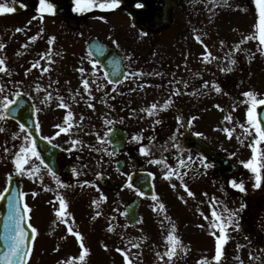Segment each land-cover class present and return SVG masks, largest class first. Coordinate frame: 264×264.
Wrapping results in <instances>:
<instances>
[{
    "label": "rangeland",
    "instance_id": "374dc122",
    "mask_svg": "<svg viewBox=\"0 0 264 264\" xmlns=\"http://www.w3.org/2000/svg\"><path fill=\"white\" fill-rule=\"evenodd\" d=\"M53 1L63 2L66 0ZM0 2L8 3L9 6L13 4L12 0H0ZM72 13L66 19L71 28L78 27V30H73L72 36L56 25L52 26L51 31L56 39L52 44L53 53L56 51L58 54V52L64 51L63 58H67V62L62 64V61H59L58 65L55 61L52 62L54 70L58 71V68L68 70L65 75L61 74V77L66 76L69 79L71 87L74 89L73 92L83 86L81 83L83 79L89 80L91 97L86 92L83 101L77 98L76 104L68 105L69 107L63 111L65 114L68 111L73 113V117L69 121L73 125L72 129L84 125V131L70 130V135L83 143L85 148L89 145L105 143L106 132L101 131L102 125L108 127L118 122L121 123L125 119L131 120L129 112H126L125 115L114 113V110L120 112L115 106L114 99L101 98V92L105 88L102 75L98 67L93 74L92 60L85 51L86 43L97 37L115 46L122 55L129 74L137 73L148 76L152 88L150 97L153 103H157L158 110L164 101L169 99L164 96L162 86L164 60L167 59L170 64L176 65L180 58L185 59L190 54L207 55L210 53L215 68L216 85L221 90L219 92L214 91L213 94L206 95V97L202 95L198 101L201 103L200 129L214 134L217 145L240 164L252 157L253 152L249 145L253 144L256 134L251 125L248 124L247 117L242 116V111L247 109L245 98H248L243 96V93L251 90L257 94V98L264 99V57L261 58L260 55L256 54L255 50H258L260 44L257 39L250 38L243 43L241 41L245 36L251 37L256 34L255 15L249 13L243 18L232 21L230 16L221 14L214 22L211 34H209V30L205 32L202 29L201 19L197 18L200 29L203 30L202 33L204 32L203 37L206 44H203L195 38L197 26L195 19L191 16L174 14L169 17L166 26L150 27L132 18L122 6L115 10L96 11L83 16ZM5 18L6 16H0V43L5 45L9 42L11 47L9 46L7 50L5 47L0 49V58L5 60L8 69V73L5 74L6 78L1 79L4 72L0 73V81L4 83L9 81L13 86H19L22 80L18 79L17 72L23 73L22 70L26 68L32 69L30 61L33 60L31 58H28L30 61L21 60V62L24 61L25 65L24 69L22 68L21 63H19L20 47L17 39L19 37L23 42L30 43L27 40H31L29 38L34 36V30H22L14 36L11 34L10 39L13 40L10 41L6 34L14 30L8 27V23H4ZM7 19L10 18L7 17ZM10 21L13 23L15 18H11ZM53 21L55 19H49V22ZM210 36L213 39L211 46L208 45ZM114 41L117 43H113ZM66 44L68 47L65 46ZM237 45L240 47L239 51L235 50ZM224 51L228 54L227 59L223 58ZM231 60H235V63H230ZM181 63L183 66L187 65V63L183 64L182 61ZM80 68H84L85 71L81 73ZM222 68H231V71H221ZM133 76H129L118 88H114L113 92L130 99ZM174 101L180 102L177 98ZM89 104L94 105V107H89ZM216 105H219L220 108H217ZM60 114L63 113L60 112ZM102 115L106 116H103L105 119L103 117L101 119ZM81 116L84 117L83 120L80 119ZM157 116H159L158 113ZM226 116H231V120H226ZM106 121L112 123L109 124ZM63 125H65V121ZM134 126V124L131 125L130 129L133 130ZM225 128L232 130L231 138L224 131ZM98 137L104 138L103 142ZM5 138L6 133L0 132V157H5L0 161V187L5 182L10 170L6 167L5 159L10 155L9 152L16 151L15 148L18 145L15 142L13 144L2 141ZM256 147L258 152L264 150L261 148V144ZM4 148H8L9 152L5 153ZM85 161L87 168L82 174L84 184L79 187V190H77L76 185L65 183L57 184L60 186L59 188L52 190L50 194L47 193V197L51 195L58 199L59 195L66 200L67 204L70 203L69 212L65 211L66 218L60 219L61 225L64 227L66 224L64 221L69 219L67 226H71L74 232H79L81 239L78 240L75 235L68 231L65 234L62 226H60V232L58 229L54 232V224H52L51 230H48L51 226L50 212L44 207H39L40 215L33 220V223L43 231L46 230L45 232L42 231L38 243V247L41 248V245H44L46 248L40 253L41 260L42 254H44L42 264H52V255L55 252L51 241H55L63 250L67 251L62 253L60 257L59 255L56 256L55 264H126L123 253L129 255L132 264H169L166 256L164 259H160L156 254L160 253L163 256L168 250V243L165 238L172 231L173 225H175V235L179 236L182 247L177 250V255L173 257L170 264H197L198 261L203 264L202 258H206L208 264H216L212 260L216 253V237L212 235V232H216L217 236L220 233L213 226L218 223L212 216L213 209L225 219V222H227L226 215L230 216L231 213L235 212L236 217L233 224L238 222L241 229L239 231L232 225L233 231L229 229L227 232L229 239L223 246V255L219 264H241V261L242 264H264V236L258 233L259 228L264 229V185L260 188H250L247 192L249 194L248 202L243 200V195L246 192L232 187L229 191V197H220L216 202H213V197L212 199L208 197L209 202L212 200L210 202L212 205H206L207 201H201L197 195L189 196L178 179H173L176 176H171L169 177L170 180L165 181L164 176H156L157 199L146 200L142 203L140 225L127 227L122 219V212L126 201L129 200V192L122 189L119 193L107 195V198L93 185V177L100 176L106 169L107 157L87 154ZM33 164V161L30 160V166ZM234 178L238 183L240 182L239 175L234 176ZM85 181L88 183L85 184ZM53 187L55 186L53 185ZM29 189L31 188L29 187ZM114 196L119 198V219L115 213L111 214L112 206L109 201ZM204 198L206 199V197ZM93 201L97 203L94 204ZM160 203L164 205V210L159 208ZM215 204L216 206H214ZM225 205H228V210L225 209ZM241 205H249L250 212L244 210V207L241 208ZM254 211L255 215L253 214ZM97 212L100 213L99 216L96 215ZM249 220L250 223L248 224ZM255 221L258 222L255 226L259 225L255 236L260 235V238L252 239L253 244L250 243L245 246L248 240L245 233L254 228L250 224L255 223ZM109 226H111V231ZM53 232L55 236L52 235ZM81 242L89 249L85 260L81 262L71 259L68 262L69 256L70 258L79 256ZM117 248L122 249L123 253L118 252ZM68 254L69 256L66 257ZM62 257L64 259H61Z\"/></svg>",
    "mask_w": 264,
    "mask_h": 264
},
{
    "label": "flooded vegetation",
    "instance_id": "af4514ba",
    "mask_svg": "<svg viewBox=\"0 0 264 264\" xmlns=\"http://www.w3.org/2000/svg\"><path fill=\"white\" fill-rule=\"evenodd\" d=\"M257 7L255 0H167V12L168 14L177 15H192L200 16L209 15V34L213 30L214 16L217 11L222 8L227 15H230L231 20L243 18L248 15L249 7ZM138 8V6H136ZM26 11L37 13L36 9L26 8ZM236 16V17H234ZM242 16V17H241ZM234 17V18H233ZM44 20L48 21V14L43 16ZM233 18V19H232ZM50 32H46L41 41L40 53L45 55V58L40 63V69L47 67L49 71H37L32 72L31 76L25 75V72H17L19 78L22 81L20 85L13 86L9 81L3 82L4 90L7 92V96L10 99V95L17 91H22L31 97L34 103L37 116V124L39 126L40 134L45 137L52 138V143H55L62 147V152L57 156V164L59 166L60 173L57 177L61 182H77L81 179V173L87 168V164L83 159L88 151L84 150L81 146L73 147L71 150L73 138H69L65 133L55 135L58 129L54 127L56 120L54 118V111L57 105L60 103V97L63 98L64 103H67L73 93L78 94V97L86 94L83 90V86L76 89L73 92V87L69 79L61 77L63 72H57L53 69L52 56H50ZM206 43L205 40H201ZM213 39L209 38L208 45L211 46ZM188 59V61H187ZM55 63H57L56 57H54ZM53 61V62H54ZM181 61L187 63L183 66ZM212 56H209V60L205 61L203 56L190 54L185 59L180 58L176 65L170 64L169 60H164V77H163V92L166 93V98H171V103L166 109L155 111L154 115H149L146 111L152 104L150 97L152 88L148 76L145 74L134 75L131 79V102L129 104V113L131 122L136 124L134 129L129 133L128 141L124 149L118 154H113L111 150L101 144V147L97 152L100 157H109L107 160L106 169L102 174L110 176L116 183H118V189L115 191L100 189L101 193L108 195L109 193L120 192L121 189L127 190L129 195L133 196L138 194L136 189L126 187V181L129 175L137 170L135 164L132 162L134 156H139L144 162L143 170L148 171L150 174L154 173L155 166L158 163H152L151 161H160L165 171H168L169 167L174 173L182 178L183 184L187 185V188L191 190L200 200L209 201L208 197H215V191L220 188L222 197H229L232 186L230 181L234 179V173L229 172V166L217 164L206 159V162L210 165L204 167L201 163V158H204L201 153L196 149H186L184 143V137L186 133H189L196 138L202 140L209 148L214 150H220L225 156H229L226 151L221 149L215 141V135L207 133L200 129V110L201 103L198 102L202 95H211L215 91V87L211 83L215 81ZM6 73H3V79L6 78ZM14 74V73H11ZM30 74V73H29ZM26 76V77H25ZM208 81V86H204V82ZM143 85V86H142ZM178 90V93H177ZM51 94V99H47V94ZM176 93V94H174ZM5 97V95H4ZM177 98L180 102H175ZM11 100V99H10ZM4 102V101H3ZM1 110V107H0ZM157 113L159 116H157ZM177 117H180L177 120ZM195 118V119H193ZM6 122H4V121ZM157 121H160L157 123ZM0 122H4L7 126V133L12 136L18 132L19 138L25 142L24 136L27 134L24 130L20 129V125L14 120L4 117L0 119ZM196 133H201L198 136ZM135 137V139H134ZM143 146L147 150V154L140 152V147ZM191 156V161L188 157ZM116 160H124L125 165L122 169L116 170L114 163ZM184 160V165H180L179 161ZM37 166L44 175V180L51 181L52 175L48 173L47 168L40 166V159H37ZM73 169L77 174H73ZM67 170V172H66ZM167 173V172H166ZM239 175V181H243L245 189L249 188L251 179L254 174L246 167L242 168ZM56 177V176H55ZM54 177V178H55ZM96 181V178L93 179ZM181 182V179H180ZM40 187L41 185L38 184ZM24 187V184H22ZM184 188V187H183ZM185 189V188H184ZM2 188L0 187V191ZM27 192L26 203L30 208L29 219L33 222L40 213L39 207H44L50 212L51 225L55 224L57 229H60V219L66 218L65 216H58L57 210L60 208L59 200L49 198H32L30 190L25 189ZM206 197V199L204 198ZM244 201H249V195H243ZM229 200V199H226ZM109 203L112 206L111 214L115 213V216L120 218V204L118 196H114ZM228 205L226 206V209ZM68 209V208H67ZM66 209V212L69 210ZM245 210L249 211V205L245 206ZM56 212V215H55ZM250 212V211H249ZM1 213V212H0ZM255 215V211L253 212ZM114 221V218H112ZM69 220V219H68ZM67 220V221H68ZM34 224V223H33ZM68 223L62 228L64 232L68 229ZM38 233L42 234V229L36 226ZM44 230L43 232H45ZM38 237V236H37ZM40 239L38 238V242ZM1 248V243H0ZM46 248L42 246L40 249L33 250L28 259V264H42L44 254H42V260L40 258L41 251ZM53 251H56V247H53ZM62 250L53 253L52 264H55L56 256H61Z\"/></svg>",
    "mask_w": 264,
    "mask_h": 264
},
{
    "label": "snow or ice",
    "instance_id": "6c2138e0",
    "mask_svg": "<svg viewBox=\"0 0 264 264\" xmlns=\"http://www.w3.org/2000/svg\"><path fill=\"white\" fill-rule=\"evenodd\" d=\"M121 0H73V11L78 13V14H82L85 12H89L91 10H93L94 8H99L102 10H114L116 9L119 4H120ZM224 3H227V0H224ZM255 3L257 5V12H258V22L256 24V29H257V33L254 36H245L244 39L241 41V43H243L245 40H248L250 38L252 39H258L260 45L264 46V0H255ZM21 7H24L25 5L23 3H21L20 5ZM138 7H142L143 5L141 3L137 4ZM16 9L14 7L9 6L8 3H3L0 2V14H10L13 13ZM36 12L39 15V17L41 19H43V16L45 14H55V5L54 3L51 2V0H38V7L36 8ZM36 17H33V19H35ZM101 19H104L103 17H101ZM31 21H29L30 23ZM17 32L22 31L21 28H16L15 29ZM197 39V41L203 43L200 39V36L197 35L195 37ZM29 39L31 40H35L36 37H30ZM55 39V37H51L50 38V43ZM113 43H117V42H113ZM221 44H223V41H221ZM5 47L4 44L0 43V49H3ZM22 47H26V45H23ZM205 48L207 49V46L205 45ZM237 51L240 50L239 45L236 46ZM97 51L103 53L104 48L103 45H97ZM261 54H264V48L261 49ZM91 55V53H90ZM211 54L208 53L207 55H204L203 58L205 61L209 60V56ZM127 58V57H126ZM213 59H215V57H213ZM92 63V71L93 74L97 71V65L100 64L99 60L93 59L91 61ZM230 63H235V60H231ZM39 66V62H37L36 64L33 65V67H38ZM31 69H28L25 71V75L28 74V72ZM231 71V68L228 69H221V71ZM7 65L6 62L3 58H0V73L2 72H7ZM42 71L47 72L49 71V69L47 67L43 68ZM79 71L81 73H83L85 71L84 68H80ZM10 74V73H9ZM159 75V73H157ZM105 77H107L109 74L107 72L104 73ZM131 75H137V73H130L129 76ZM129 76H125V79H128ZM82 85H83V90L85 92L89 93V96L91 97V92H90V83L89 80L87 78L83 79L81 81ZM110 83H120V81H110ZM213 84V86L215 87V90L217 92H219L221 89L218 85H216L215 81L211 82ZM209 82L205 81L204 82V86H208ZM143 86V85H142ZM4 91V85H0V92ZM178 93V90H177ZM176 94V93H174ZM243 96L248 97L249 100L247 101L249 103V107L247 108V121L248 124L251 125L252 129L255 131L256 134V139L253 141V144L249 145L250 148H252V157L247 160V161H243L242 163L244 164V166L246 168H248L254 175H255V183L253 185L254 188H260L262 185H264V150L258 152L257 147L258 145H260L261 143H264V124L261 123L260 119L258 118L257 112H256V108L258 105H264V99H259L257 98V94H255L253 91L249 90L247 92L243 93ZM94 98V97H92ZM47 99H51V94H47ZM60 99V103L57 105L58 107H63V108H68L69 106L64 103V100L62 97L59 98ZM15 103V101H12L8 98L7 95H5L4 97V103L2 105H0V107L3 108V111H0V119H4L5 115H7L8 110L10 108L11 105H13ZM171 103V98H169L168 100H165L164 103L160 106L163 109H166ZM89 107H94V105L89 104ZM217 108H220L219 105H216ZM157 109V104L153 103L146 111L148 112L149 115H154L155 111ZM73 117V113L71 111H68L67 115L64 118L65 121V125L66 126H62L60 124H56L54 125L55 128L59 129L58 132L55 133V135H60V133H67L71 130L72 128V124L69 123V121L72 119ZM81 120L84 119L83 116L80 117ZM180 117H177V120H179ZM195 119V118H193ZM226 120H231V116H226L225 117ZM160 121H157V123H159ZM106 123H112L111 121H106ZM241 127H244V125H241ZM25 128V126L23 124L20 125V129L23 131ZM4 131L3 128H0V132ZM37 131H39V126L37 125ZM111 129H108V132H110ZM224 131L226 133H228L229 138H231V131L227 128L224 129ZM107 132L105 133V137L107 136ZM250 134V133H249ZM14 136H16V134H13ZM196 135L200 136L202 135L201 133H196ZM24 139L26 141H28V144H22L19 148V151H17L15 153V155L12 157V162L14 164L15 167V171L19 174L22 175H28L29 178H35L39 175L40 173V169L33 164V166L31 168H26L25 165L29 164V161L35 157L36 159L40 158V152L37 149V143H36V139L33 136V134L31 132H28L25 136ZM44 140L48 141L49 143L52 142V138L50 137H43ZM98 139H101V141L103 142L104 138H100L98 137ZM135 139V137H134ZM78 143V141L73 140L72 144L73 147H75V145ZM99 151V149H97ZM4 152L8 153L9 149L8 148H4ZM140 152L142 154H147V150L141 146L140 147ZM192 157L189 156L188 160L191 161ZM152 163H160V161H151ZM41 164H43V160L40 161ZM180 165H184L185 161L184 160H180L179 161ZM201 163L204 165V167H209L210 165L206 162V158H201ZM45 168H47V165H45ZM48 173L50 175H52L53 177H55V173L52 171L51 168H47ZM73 174H77L76 170L73 169ZM176 174L173 172V170L169 167L168 172L165 174L166 178L170 177L171 175ZM178 179H181V184L182 186L185 188V191H187L189 196H193L194 193L191 192V190H189L187 188V185L183 184L182 178L179 177V175L177 174ZM39 179L41 180V182L43 181V176H39ZM6 181L7 183L10 185V181H11V173L7 174L6 176ZM57 184H61L60 180L57 178L56 179ZM88 181H85V184H87ZM230 184L232 187L239 189L240 191L244 192L246 191L245 186L243 181L241 180L239 183L236 181V179H232L230 181ZM129 187H131L132 185L129 184ZM172 187H175V185H172ZM136 191L138 192L139 195H144L143 192H141L139 189H136ZM9 192V187L6 186L3 188L2 191H0V199H3L5 197V193ZM36 193H33V195H35ZM26 196V193L24 192H20L18 195H14V196H9L8 197V205H9V214L7 219L9 221H11L12 227L9 229V235L7 237L9 243H8V249L7 251L0 256V261L3 262V264H28V259H29V254L32 251V247H31V241L35 239L36 235H37V229L31 224L28 223L29 220V213H30V208L27 205V203L24 202V197ZM58 200L60 202V208L57 210V215L58 216H64L65 215V211L67 208V204L65 202V200L63 199V197L58 195ZM153 200L157 199V196L154 194L153 195ZM94 204H96V201H93ZM245 207V205H241V208ZM159 208L161 210H164V205L162 203L159 204ZM155 210V209H154ZM97 216L100 215L99 212L96 213ZM212 216L215 217V220L218 223H215L213 226L216 227L219 230V235H216V232H212V235L216 237V253L215 255L212 257V260L216 262V264H219L223 252V246L227 243L229 237L227 235V231L226 229L228 227H231L233 225V220L236 217V213L233 212L231 213V215L227 218V222H225V219L223 217H221L220 215L217 214V212L215 211V209L212 210ZM64 223L67 224V220L64 221ZM7 226V225H6ZM235 227L237 228V230L239 229V223L237 222L235 224ZM29 230H31V232L29 233ZM109 230L111 231V226H109ZM67 231L69 233H72L73 235H75V237L80 240L81 239V234L79 232H74L73 228L71 226L68 227ZM166 241L168 243V250L164 253L163 256L160 255V253H157L156 255L160 258V259H164V257L166 256L168 259V262L170 264V262L172 261L173 257L177 255V250L179 248L182 247L181 245V241L179 236L175 235V225H173L172 227V231L169 232V234L166 236ZM105 247H107L105 245ZM239 247V246H238ZM80 248H81V252L79 254L78 257H74V258H70L71 259H76L79 260L81 262H83L86 258V256L88 255L89 249L86 248L84 246V244L81 242L80 244ZM118 252H122V249L117 248L116 249ZM124 255V259L126 264H132V261L129 257V255L127 253H123ZM250 258H251V254H250ZM203 259V264H208V260L206 258H202ZM239 259V258H237ZM197 264H201L200 261L197 262ZM242 264V261H241Z\"/></svg>",
    "mask_w": 264,
    "mask_h": 264
},
{
    "label": "water",
    "instance_id": "95a60500",
    "mask_svg": "<svg viewBox=\"0 0 264 264\" xmlns=\"http://www.w3.org/2000/svg\"><path fill=\"white\" fill-rule=\"evenodd\" d=\"M136 1H141L145 5V17L148 19L153 20L155 16H164L166 10V0H124L128 7H131L132 4ZM71 7L70 3L63 4L57 7L58 13L63 14L65 11ZM98 40H94L88 46V50L91 52L93 56L96 57L97 60L100 61V64L105 72L109 75L107 76L109 81H121L124 76L125 72L122 66L121 59L116 55L113 49L108 48L107 46L103 45L104 51L103 53L97 51V45H101ZM22 99H18L14 104L18 105L22 102ZM13 104V105H14ZM11 106L12 110H16L14 106ZM30 110H27V113ZM17 112V111H16ZM256 112L258 118L260 119L261 123L264 124V105H260L256 108ZM27 128L29 130H33L31 125H28ZM35 137V135H33ZM127 137V133L125 131H121L119 129H113L110 132L109 141L111 142L113 149L118 151L121 147H123L125 139ZM36 139V138H35ZM185 141L188 146L195 147L198 149L202 155L209 158L212 161L217 162L218 164L229 166V171H234L238 169V165L232 162L230 159L224 157L222 153L219 151H213L206 147L204 143L199 141L198 139L186 136ZM37 143V139H36ZM44 160L45 162L52 168H54V157L46 156L45 154ZM52 160V161H51ZM129 184L138 187L141 192L144 194H153L152 186L150 183V177L147 173H135L130 176ZM103 185L105 187H111L107 179L103 180ZM20 191V186L15 178H12L9 185V192L5 193V197L2 199L6 201L9 196L18 195ZM5 202L2 203L1 206H4ZM140 201L139 199L134 200L131 202L124 213L125 219L132 225H135L139 222L140 219V212H139Z\"/></svg>",
    "mask_w": 264,
    "mask_h": 264
}]
</instances>
